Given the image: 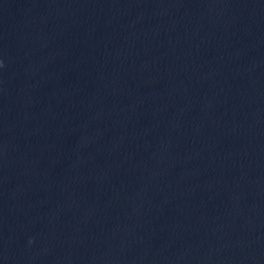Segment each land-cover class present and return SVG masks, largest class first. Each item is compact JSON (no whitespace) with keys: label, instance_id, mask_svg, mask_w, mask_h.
Returning <instances> with one entry per match:
<instances>
[{"label":"clouds","instance_id":"1","mask_svg":"<svg viewBox=\"0 0 264 264\" xmlns=\"http://www.w3.org/2000/svg\"><path fill=\"white\" fill-rule=\"evenodd\" d=\"M0 64H2V62H0ZM30 243H31V241H30Z\"/></svg>","mask_w":264,"mask_h":264}]
</instances>
